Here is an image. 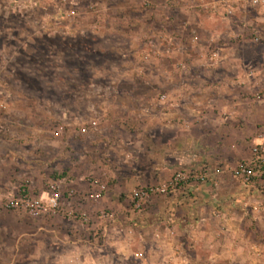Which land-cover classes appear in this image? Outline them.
I'll use <instances>...</instances> for the list:
<instances>
[{
	"label": "rangeland",
	"instance_id": "1",
	"mask_svg": "<svg viewBox=\"0 0 264 264\" xmlns=\"http://www.w3.org/2000/svg\"><path fill=\"white\" fill-rule=\"evenodd\" d=\"M162 1L0 0V264H264V243H257L251 216L262 215L254 195L264 194V174L247 188L234 172L242 195L236 203L243 212L232 213L227 228L213 216L207 226L195 219L181 229L171 211L162 213L173 194L180 191L184 199L189 185L207 179L212 167L205 164L129 183L126 194L117 193L126 195L121 206L103 202L102 193L113 191L109 176L118 169L136 172L148 158L127 142L167 133L163 114L179 108L183 81L207 77L224 85L217 81L244 75L235 66L248 65V73H258L256 86L235 92L257 100L264 110V11L235 4L227 15L214 0H177L175 12ZM219 48L212 78L190 64L192 59L202 63ZM245 101L242 106L249 105ZM260 121L264 126V115ZM258 134L261 141L244 151L264 142V133ZM159 151L153 147L150 159L164 152ZM180 171H203L205 177L150 195L135 208V192L164 187ZM93 174L101 180L93 182ZM82 176L99 197L79 198L87 191ZM55 192L59 211L33 213L25 203L15 206L25 193L48 201ZM77 201L84 203L81 209ZM186 201L173 206L183 209ZM147 208L148 228L140 229ZM102 211L113 216L101 217ZM167 255L176 256L175 262Z\"/></svg>",
	"mask_w": 264,
	"mask_h": 264
},
{
	"label": "crops",
	"instance_id": "2",
	"mask_svg": "<svg viewBox=\"0 0 264 264\" xmlns=\"http://www.w3.org/2000/svg\"><path fill=\"white\" fill-rule=\"evenodd\" d=\"M168 2L174 6L175 12L180 10V4L177 0H163L161 4L167 7ZM161 18L163 20L166 19V17ZM172 18H175V16H172ZM169 20L172 21L171 18ZM209 33L212 34L211 32ZM222 49L210 51V55L203 58L202 63H197L196 65L197 59H192L190 64L194 63L193 67L204 68L205 71H208V76L210 77L211 72L215 70L212 67L213 63L216 62L214 61L216 60L215 56L220 55ZM247 66L245 64H237L235 69L233 68L236 71H244V75L242 72H236L235 75H230V79L220 78L217 81L221 83L224 81V85H216V80H211L207 77H202L194 84L190 80L183 81L182 84L185 89H182L181 86V93L179 95L180 97L183 96V99H179V108L163 114L168 119L166 123L168 125H165L166 129H168L167 133L165 134L161 130L159 131L161 136H152L146 133L145 139L148 141V144H144V138H141V140L132 138L131 141L127 142V145L133 148L135 152H139L142 156L147 155L148 161L146 160L140 166L138 165L137 171L130 172L131 174H122L119 171L120 169H118L117 173L114 172L111 177L109 176V179L114 182L113 191L105 190L102 193L104 204L107 205L108 203L109 208H112L111 206H121L120 204L122 203H119L121 202L119 199L126 195L120 194L118 196L117 193L122 192L126 194L125 189L128 188L129 183L159 180L161 177L168 178L179 168H193L199 166V164H205L212 167V174L210 173L202 184L196 187L192 185L187 187L190 192L183 195L184 199H187L186 204H183L184 208L181 209L173 206L174 202L177 201L182 204V200H184L181 196H178L180 195V191H178L173 194L172 199L167 203L168 207L162 213L166 214L171 211L170 214L178 219L175 225L181 229L190 227V224L194 223L195 219L199 221L196 222L197 224L203 222L207 226L211 223L210 221L213 216L221 219L223 221V224L221 222L222 226L227 228L232 219L231 214L243 212L237 207L236 203L240 196L237 192L238 189H241V184L234 175V168L240 160L251 157L250 150L246 152L244 151V147L255 142H260L261 138L258 133H264V126H262L260 121L262 115H264V110L259 109L260 104L256 103L257 100L248 97L241 99V96L235 92L240 88L245 89L246 92L252 91L256 86L254 81L257 80H254V77L258 76V73L252 71L248 73L251 68L249 69ZM201 85H203V90H198L196 87ZM189 88L190 90L188 91ZM248 99L249 105L245 106L243 104L242 106L241 104ZM219 102L230 104L232 108L228 109L229 107L223 106L219 110ZM258 102L261 101L258 100ZM245 103L248 102L245 101ZM229 118H232V120H228ZM241 119L246 120L243 122ZM233 120L239 124L234 123ZM155 146L160 149L159 152L162 150L165 153L167 152L168 156L163 154L164 152H161L154 159H150L152 148ZM165 155L167 158H164L166 157ZM90 164L92 165L93 163ZM91 177L93 178V182L101 180L96 174H93ZM85 178L82 176L87 191L79 195L81 200L86 197H96L98 193H101L99 190L96 192L95 189H91L92 187H90V183L88 182L89 179ZM213 184L216 187L215 189L212 188ZM89 192H95V195L89 196ZM44 193L46 194V192ZM188 194L189 196L187 197ZM113 196L114 200L108 202L109 198ZM177 196L179 199H177ZM254 196L261 204V210H259L262 215L259 216V214L253 213L251 216L256 224V237H260L257 243H264V194L258 192ZM77 198L75 197V199ZM82 201H77L76 205L78 206L75 205V202L74 205L81 209L84 204ZM149 208L143 210L140 215L141 219L138 220L140 223L138 227L140 229L148 228L147 224L149 223L151 213ZM242 218L244 217L242 216ZM162 222L166 223L165 220H162ZM175 257L164 256V258L170 259L172 262H175Z\"/></svg>",
	"mask_w": 264,
	"mask_h": 264
},
{
	"label": "built area",
	"instance_id": "3",
	"mask_svg": "<svg viewBox=\"0 0 264 264\" xmlns=\"http://www.w3.org/2000/svg\"><path fill=\"white\" fill-rule=\"evenodd\" d=\"M220 4L225 10L226 14H231L233 12V7L235 4L244 5L252 7L256 10L264 11V0H214V7L216 2ZM255 39H259V33L255 32ZM252 157L249 160L241 163L235 170L236 176L241 180L242 184L249 188L255 187L259 181H262V176L264 174V142L258 143L252 147ZM205 177L203 171H200L198 175L194 172L187 173L186 171H180L172 178L168 185L164 187H145L134 193L135 208H140L143 201L150 195L157 193H165L168 190H175L182 185L190 182L193 178L203 179ZM25 192V191H24ZM26 204V208H29L30 212H49V211H59L61 207L60 203V193L55 192L48 197V201L34 200L29 194L25 193L24 196H20L19 201L15 202V206L20 204ZM257 210L256 207H254ZM63 210V208L61 209ZM112 214H107L104 211L101 212V217H112Z\"/></svg>",
	"mask_w": 264,
	"mask_h": 264
},
{
	"label": "trees",
	"instance_id": "4",
	"mask_svg": "<svg viewBox=\"0 0 264 264\" xmlns=\"http://www.w3.org/2000/svg\"><path fill=\"white\" fill-rule=\"evenodd\" d=\"M48 39H50V38H47V41H48ZM49 41H51V40H49ZM58 45H59V43H58ZM33 58V57H32ZM36 60H38V61H36ZM35 61L36 62H41L39 59H35ZM35 61H33V62H35Z\"/></svg>",
	"mask_w": 264,
	"mask_h": 264
}]
</instances>
